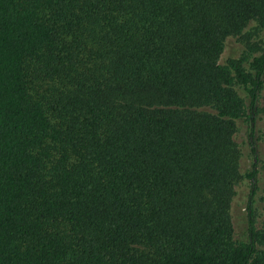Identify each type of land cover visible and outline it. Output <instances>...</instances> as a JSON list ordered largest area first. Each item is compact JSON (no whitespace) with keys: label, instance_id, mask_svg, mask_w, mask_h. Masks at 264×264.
Here are the masks:
<instances>
[{"label":"trees","instance_id":"1","mask_svg":"<svg viewBox=\"0 0 264 264\" xmlns=\"http://www.w3.org/2000/svg\"><path fill=\"white\" fill-rule=\"evenodd\" d=\"M251 22L264 0H0V264H264Z\"/></svg>","mask_w":264,"mask_h":264},{"label":"rangeland","instance_id":"2","mask_svg":"<svg viewBox=\"0 0 264 264\" xmlns=\"http://www.w3.org/2000/svg\"><path fill=\"white\" fill-rule=\"evenodd\" d=\"M246 30H250L252 32L250 41L253 43H257L262 37H264V28H260L255 22H251L249 26L246 27ZM251 45L252 44L250 43V46ZM248 52L249 49L246 39H242L240 36H231L227 40L226 48L222 53L220 61L223 63L229 55L239 57L242 53L248 54ZM233 137L240 151L239 171L241 174H243L249 169L252 160L248 152L247 124L243 120L236 121V129ZM256 138V144L258 148L263 151L264 133L263 123L261 121L258 123ZM259 184L260 190L255 205L254 220L258 229H264V169L261 170ZM248 189L249 184L247 179L241 177L240 181L235 185L236 193L232 198L230 209L233 222L234 238H242L244 234L246 219L245 203ZM259 256L264 261V243L259 245Z\"/></svg>","mask_w":264,"mask_h":264}]
</instances>
